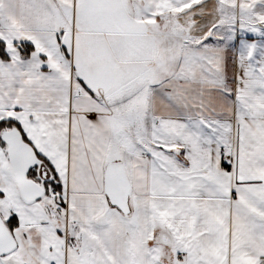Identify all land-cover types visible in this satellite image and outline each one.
Listing matches in <instances>:
<instances>
[{
	"label": "snow or ice",
	"instance_id": "6c2138e0",
	"mask_svg": "<svg viewBox=\"0 0 264 264\" xmlns=\"http://www.w3.org/2000/svg\"><path fill=\"white\" fill-rule=\"evenodd\" d=\"M0 264H264V0H0Z\"/></svg>",
	"mask_w": 264,
	"mask_h": 264
}]
</instances>
